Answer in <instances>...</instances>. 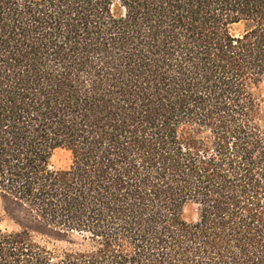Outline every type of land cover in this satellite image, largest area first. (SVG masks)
Here are the masks:
<instances>
[{
  "label": "trees",
  "instance_id": "1",
  "mask_svg": "<svg viewBox=\"0 0 264 264\" xmlns=\"http://www.w3.org/2000/svg\"><path fill=\"white\" fill-rule=\"evenodd\" d=\"M263 83L264 0H0V264H264Z\"/></svg>",
  "mask_w": 264,
  "mask_h": 264
},
{
  "label": "rangeland",
  "instance_id": "2",
  "mask_svg": "<svg viewBox=\"0 0 264 264\" xmlns=\"http://www.w3.org/2000/svg\"><path fill=\"white\" fill-rule=\"evenodd\" d=\"M236 29L240 30L239 27H236ZM260 92L263 97L264 101V83L261 86ZM264 105V102H263ZM71 152L69 150L59 148L54 151V154L50 160V168L54 170L59 169H65L70 166L71 164ZM198 216V205L195 203H188L184 209V217L188 221H195ZM0 228L5 229H17L18 226L15 225L13 222L8 220L5 216L4 210H3V203L0 197Z\"/></svg>",
  "mask_w": 264,
  "mask_h": 264
}]
</instances>
